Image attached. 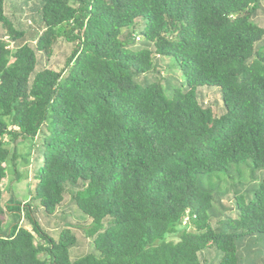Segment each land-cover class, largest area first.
Instances as JSON below:
<instances>
[{
    "label": "trees",
    "instance_id": "1",
    "mask_svg": "<svg viewBox=\"0 0 264 264\" xmlns=\"http://www.w3.org/2000/svg\"><path fill=\"white\" fill-rule=\"evenodd\" d=\"M262 16L264 0H0V264L263 263ZM27 137L34 188L4 200ZM234 170L226 204L205 178ZM68 198L87 218L54 235L36 214ZM72 228L92 252L69 257Z\"/></svg>",
    "mask_w": 264,
    "mask_h": 264
},
{
    "label": "rangeland",
    "instance_id": "2",
    "mask_svg": "<svg viewBox=\"0 0 264 264\" xmlns=\"http://www.w3.org/2000/svg\"><path fill=\"white\" fill-rule=\"evenodd\" d=\"M30 19H32V27L28 28V31H36L38 28L37 23L34 20L33 15H29ZM261 22H264V17H260ZM64 48L63 44H60L59 48L55 52V58H61L60 51ZM209 97H205L208 100ZM36 144L37 141L33 142L29 137L24 140H18L16 144V158L14 169L10 162L6 163V177L1 182V187L3 188L2 198L4 200L14 199L17 201H24L29 198L30 191L34 188L35 180L32 177L33 168H31V160L34 152V148L32 144ZM8 146L11 147V144L8 142ZM41 150V149H39ZM244 176L249 175V169H244ZM232 173L233 181H230V178L225 173H219L217 175H213L211 178H205L207 184H210L216 196L221 193L223 196L222 200L224 203H228L229 196L234 191H242L243 189L241 184H237L238 178L240 175L237 170H234ZM262 171H255L254 175L259 180L261 177ZM235 184V185H234ZM37 219L39 223L50 230L54 235L59 230L60 226L67 222L68 220H84L87 218L80 210L74 206L69 198L66 200L64 206L58 209L54 214L47 215L42 209H39L37 212ZM6 220L10 218L6 215H3ZM20 225H24L27 228H30L28 224L25 223L23 216L19 218ZM72 232L76 235L77 241L76 244L69 248V257L71 259H75L85 253L92 252L93 246L90 243L89 238H87L83 232L79 229L72 228ZM170 240H177L176 236H167ZM262 246L264 244L260 242ZM262 256L264 257V250L261 251ZM220 253L213 248H207L202 253H200V260L203 264H218V258ZM242 264H252L251 261H242ZM260 264H264V262H260Z\"/></svg>",
    "mask_w": 264,
    "mask_h": 264
}]
</instances>
